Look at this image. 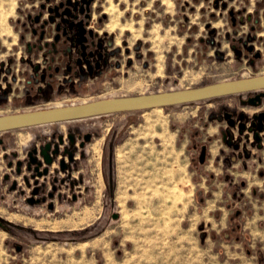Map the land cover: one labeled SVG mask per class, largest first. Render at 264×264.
Returning <instances> with one entry per match:
<instances>
[{"label":"crops","instance_id":"obj_1","mask_svg":"<svg viewBox=\"0 0 264 264\" xmlns=\"http://www.w3.org/2000/svg\"><path fill=\"white\" fill-rule=\"evenodd\" d=\"M27 1L32 0H0V62L12 57V67H16L15 71L0 68V73L9 71L7 79L0 81V114L66 105L58 104L63 100L86 102L138 95L148 82H176L173 76L195 72L197 67L199 71L209 63L219 69L217 74L232 75L205 83L152 89L144 94L259 75L250 70L244 75H233V69L238 70L244 63L254 69L264 58L263 52L259 59H253L247 45L239 43V38L229 30L243 24L247 28L240 37L243 41L259 36L264 40V0H97V15L102 17L98 32L105 36L104 51L109 56L107 69L102 76L89 79L65 73L57 76L56 83L47 85L38 78L49 71L31 50L36 44L37 37L31 31L36 27L33 17L38 10L35 4L27 5ZM195 103L201 109L180 119L183 123L177 131H181L182 138L186 137L192 164L191 200L201 206L197 216L202 218V237L207 238V231L215 225L228 228L223 234L235 236L236 240L242 234L264 237V140L260 146L249 141L237 148L236 130L222 117L225 109L252 114L256 108L241 105L235 95ZM102 139L94 138L100 142ZM30 141V136L16 132V144L26 145ZM103 143L114 144L112 153L104 149L108 165L104 186L107 202L119 206L126 202L121 194L124 190L118 189L116 181L120 142L114 133ZM101 153L99 145L96 154Z\"/></svg>","mask_w":264,"mask_h":264},{"label":"rangeland","instance_id":"obj_2","mask_svg":"<svg viewBox=\"0 0 264 264\" xmlns=\"http://www.w3.org/2000/svg\"><path fill=\"white\" fill-rule=\"evenodd\" d=\"M59 1L62 0H46L45 18L50 15L48 7ZM37 2L27 1V5H37ZM98 8L95 0L89 24L96 31L101 24ZM229 30L240 38L247 28L239 24ZM260 38H255V46L262 47ZM202 67L199 71L197 67L195 72H182L177 78L173 76L176 82L162 85L148 82L147 88L139 93L232 75L217 74L219 69L212 63ZM233 70L236 73L233 75H244L249 70L263 74L264 58L254 69L244 63ZM71 102L79 103L83 99L63 100L58 104ZM199 109L200 104L191 102L159 110L80 119L96 120L92 126L99 128L103 137L101 142L93 139L80 162L84 187L81 197L73 202H56L50 207L14 198L6 184L0 185L4 194L0 198V264H264L262 236L242 234L236 240L235 236L223 234L228 228L215 225L207 231V238L202 237L199 229L202 218L197 216L201 206L191 200L192 164L186 137L182 138L181 131H177L183 123L180 119ZM37 127L40 126L29 128ZM19 132L32 137L30 132ZM112 132L120 142L117 186L124 190L121 194L126 200L119 206L107 202L104 188L108 165L103 142ZM15 136L16 132L11 136V145L16 144ZM98 142L102 149L100 156L96 154ZM95 145L98 148L94 151Z\"/></svg>","mask_w":264,"mask_h":264},{"label":"flooded vegetation","instance_id":"obj_3","mask_svg":"<svg viewBox=\"0 0 264 264\" xmlns=\"http://www.w3.org/2000/svg\"><path fill=\"white\" fill-rule=\"evenodd\" d=\"M42 4L45 6L44 9L40 8ZM36 6L38 11L33 17L36 27L31 32L33 36L37 38L36 44L31 46V50L35 51L34 57L36 59L41 58L40 62L45 64L46 69L49 71V73H42L39 75L38 79L50 85L59 80L57 77L58 75H63L65 73H69L72 77L81 79L102 76L109 63V56L107 52L104 51L105 36H101L89 23L86 25L87 29L91 28L93 32L97 34L94 37V50L97 53H102V57L98 59L95 55L91 58L90 63L92 66L90 67L87 64H83V74L78 73V66L75 65L74 62L68 60L63 62V58L60 56H55L54 60L50 61V54L47 53L49 45L42 48V50H37L39 44L38 39L41 33L40 26L42 20L45 18L46 0H38ZM39 12H41L40 18H38ZM29 18L31 19V17ZM98 22H102V17L98 18ZM54 33L52 29V35ZM52 35L44 37L42 42L52 41ZM253 40L254 39L243 41L242 38L238 39L239 43L247 45L248 52L253 56V59H259L264 52V41H262V38L259 39V43L262 44V47H259L255 46L254 42L256 39ZM250 47H252V50H249ZM39 52H41V55H39ZM45 52L46 56H44ZM256 53H259L260 56L255 57L254 55H256ZM15 57L16 55H14V58ZM96 63H98L97 68L95 67ZM12 64V57L4 59L0 62V68L9 67V69L15 71L16 67H12ZM39 66L38 64L35 69H38ZM91 72L92 74H90ZM8 75L9 71L0 73V81H5ZM255 93L256 92L253 91L233 95L237 97L246 96L247 98ZM246 98H239L240 104L256 108L254 113L249 114L244 111H233L231 109H225L222 112V117L226 124L231 129L236 130L237 141L235 145L237 148L249 141L257 142L258 146H260L261 142L264 140V128L258 132L254 127L250 129L252 122L257 124V119L254 118V116L264 111V96L261 97V101L257 105L242 102V100ZM69 104L75 103L71 102ZM225 113H229L230 118L225 117ZM80 119L82 118L38 124L40 127L36 129L29 127L38 125L0 131V170H2L0 171V185L6 184L8 192L12 193L14 198L23 199L26 202L35 204L45 203L50 207L56 202H73L81 197L84 187H82L83 173L79 170V165L85 156L86 147L94 138L100 136V129L92 126L94 123L90 121H80ZM229 119L233 121V124L229 123ZM18 131L30 132L32 135L31 141L26 145H11V136ZM255 133H258L260 137L259 140L255 139ZM112 134L114 133L112 132L110 135ZM95 146L98 148V145ZM105 147L108 148L111 153L114 150V144H108L105 145ZM202 154L204 155L203 151L201 155ZM3 197L4 194L0 191V198Z\"/></svg>","mask_w":264,"mask_h":264},{"label":"water","instance_id":"obj_4","mask_svg":"<svg viewBox=\"0 0 264 264\" xmlns=\"http://www.w3.org/2000/svg\"><path fill=\"white\" fill-rule=\"evenodd\" d=\"M93 1L62 0L48 7L50 15L42 20L37 50H42V48L49 45L47 53L50 54V61H53L55 56H60L63 58V62L66 60L74 62L78 66V73L80 74H83V64H87L89 67L92 66L90 59L95 55L98 59H101L102 53H97L94 50V37L97 34L91 28H86L91 18V4ZM44 7V4L40 6L41 9H44ZM40 16L41 12H39L38 18ZM52 24H54L53 28ZM52 29L55 32L53 35ZM50 35H52V41L42 42L44 37ZM249 50H252V47ZM44 54L46 56V52ZM254 56L259 57L260 55L256 53ZM95 67H98V63ZM263 90L264 74H259L192 88L133 96L99 98L75 104L0 114V131L101 114L162 108L253 91L256 93L243 99L242 102L257 105L260 103L261 97L264 96ZM225 117L230 118V114L225 113ZM254 118L257 119V124L252 122L250 129L254 127L257 132L261 131L264 128V111L259 112ZM229 123L233 124V121L229 119ZM255 139H260L258 133H255ZM114 217H117V215H114ZM0 226H2L1 221Z\"/></svg>","mask_w":264,"mask_h":264},{"label":"bare ground","instance_id":"obj_5","mask_svg":"<svg viewBox=\"0 0 264 264\" xmlns=\"http://www.w3.org/2000/svg\"><path fill=\"white\" fill-rule=\"evenodd\" d=\"M143 122H144V120H143ZM96 148H97V147H96V146H94V149H95V150H97ZM94 153H95V152H94Z\"/></svg>","mask_w":264,"mask_h":264},{"label":"trees","instance_id":"obj_6","mask_svg":"<svg viewBox=\"0 0 264 264\" xmlns=\"http://www.w3.org/2000/svg\"><path fill=\"white\" fill-rule=\"evenodd\" d=\"M109 114H111V113H109Z\"/></svg>","mask_w":264,"mask_h":264}]
</instances>
